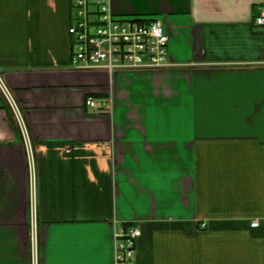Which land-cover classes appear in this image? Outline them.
I'll return each mask as SVG.
<instances>
[{"label":"crops","instance_id":"1","mask_svg":"<svg viewBox=\"0 0 264 264\" xmlns=\"http://www.w3.org/2000/svg\"><path fill=\"white\" fill-rule=\"evenodd\" d=\"M70 8L0 0V264L31 231L36 264H115L127 226L134 264H264V0H111L169 35L170 66L114 72L71 67Z\"/></svg>","mask_w":264,"mask_h":264},{"label":"built area","instance_id":"2","mask_svg":"<svg viewBox=\"0 0 264 264\" xmlns=\"http://www.w3.org/2000/svg\"><path fill=\"white\" fill-rule=\"evenodd\" d=\"M70 9L71 67L114 72L170 66L169 35L161 18L116 15L111 8V0H71ZM255 22L264 25V16L257 17ZM0 92L20 116L1 73ZM86 104L93 112H102L107 102L89 97ZM263 222L255 219L251 226L259 227ZM140 236L141 230L134 226H127L116 235L115 264H134ZM37 250L32 240L34 264L37 262Z\"/></svg>","mask_w":264,"mask_h":264},{"label":"rangeland","instance_id":"3","mask_svg":"<svg viewBox=\"0 0 264 264\" xmlns=\"http://www.w3.org/2000/svg\"><path fill=\"white\" fill-rule=\"evenodd\" d=\"M36 232H33L31 231V242L33 240V243L35 244V246H37L39 248V241H38V237L36 236L35 234ZM39 250V249H38ZM38 250H37V253H38ZM38 255V254H37Z\"/></svg>","mask_w":264,"mask_h":264}]
</instances>
